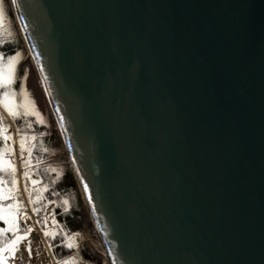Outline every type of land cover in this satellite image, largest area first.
<instances>
[{
	"label": "water",
	"instance_id": "1",
	"mask_svg": "<svg viewBox=\"0 0 264 264\" xmlns=\"http://www.w3.org/2000/svg\"><path fill=\"white\" fill-rule=\"evenodd\" d=\"M14 6L109 264H264V0Z\"/></svg>",
	"mask_w": 264,
	"mask_h": 264
},
{
	"label": "trees",
	"instance_id": "2",
	"mask_svg": "<svg viewBox=\"0 0 264 264\" xmlns=\"http://www.w3.org/2000/svg\"><path fill=\"white\" fill-rule=\"evenodd\" d=\"M21 49H24L23 41L16 31L13 34L4 27L0 28V52L4 53L5 60L7 56L16 55ZM12 119L20 132L25 128L27 132H37L40 134V138L37 141V148L34 150L32 157H30L29 161L23 160L24 165L25 163H33L30 167V172L35 174L38 178V183L35 185L31 183L29 178L25 179V186L28 189L26 197L29 199V192H31L34 200L38 196L41 197L40 200L36 201L35 205L32 204L33 207L41 208V211L38 212L39 221H43L44 219L45 206L48 204V201H56L57 203L53 208L54 219L57 223L51 226L48 224L45 226L44 223H40L42 231L45 230L46 227L47 230H55L57 233L55 237H45L53 254L58 259H64L74 255L79 259L86 260L89 264H102L101 259L93 253L94 251L85 241L78 243L74 239V247L72 249H67L63 246L62 241L64 238L66 236H72L74 233L81 237L91 235L98 240H100V237L91 219V214L82 199V194L76 182L75 175L72 173L66 159L54 157L60 150V139L57 131L53 128L48 129V127H39L34 116H19L12 117ZM29 123H31L32 126H36V129L31 131L28 127ZM1 145L2 137H0V147ZM53 169H55V171H53ZM12 178L13 173L11 170L5 168L0 171V179L5 182V188L11 187ZM45 186H47L46 191H39L40 189H44ZM16 189L14 193L16 200L20 201L23 205L21 211H25L27 210V205L24 196L18 185H16ZM64 200L69 202L67 206L68 212L64 211ZM0 203H15V201H0ZM19 223L21 230L27 227L22 219L19 220ZM4 226L3 222L0 221V227ZM61 228L64 229L63 232L60 231ZM11 235L10 232L5 233L3 239L7 240L11 238Z\"/></svg>",
	"mask_w": 264,
	"mask_h": 264
},
{
	"label": "rangeland",
	"instance_id": "3",
	"mask_svg": "<svg viewBox=\"0 0 264 264\" xmlns=\"http://www.w3.org/2000/svg\"><path fill=\"white\" fill-rule=\"evenodd\" d=\"M0 7L3 9V27L9 31L10 33H15L21 37L23 41V47L24 49L19 50L20 56L18 57V60L15 65V73H14V82L12 84V91L16 93V103L19 104L22 101L27 102L30 101L31 104L35 107V110L39 112L40 117L43 119V123H39L37 120V117H35V120L39 124L40 127H48V129L53 128L57 131V134L60 139V150L55 154L54 157H62L65 158L71 171L72 168L70 166L69 157L65 150V145L63 143V139L61 136V132L59 129V125L55 116V113L52 109L50 100L48 99V96L45 92L44 84L41 80V77L37 71L36 64L34 62L33 56L30 52V49L28 48V45L25 42V37L21 28V24L19 21L18 14L16 12L15 6L12 2V0H0ZM6 62V60H5ZM30 62V64H29ZM18 80V81H17ZM21 84L23 85L24 91L27 93V96H23L20 93ZM4 89H0V92H3ZM23 109H21V112ZM6 121V122H5ZM0 127L6 128L7 132L4 133L5 135H10L12 137L11 140L5 141L2 136V145L0 147V159L2 161L10 162L12 165L16 167L15 171V179L17 180V185L19 186L20 191L22 192L24 196V200L27 205V210L23 211L27 214L28 219H23L24 222H27V227H35L40 229L41 235L46 240L45 236L43 235V231L41 228L39 221L38 213L32 212V204L28 203V198L26 197V191L25 189V178L23 176V173L25 171L29 172V179L38 181V178L35 174L30 172V167L33 165L32 162L28 164V167L26 168L23 164V160H30V157H32L34 150L37 148V141L40 138V134L37 132H27L25 128H23L22 132H20L12 119V116H9L7 112L4 110L3 106L0 105ZM30 130L36 129V126L29 127ZM45 130V129H44ZM43 130V131H44ZM21 136L25 137H34V139H26L25 141V150L23 153H21L20 150V138ZM31 147V155H29L28 148ZM77 182V180H76ZM79 186V185H78ZM80 189V187H79ZM81 192V190H80ZM82 194V193H81ZM82 199L83 194H82ZM84 201V200H83ZM57 205L56 201L54 204H47L45 209V216H48L47 224L49 226L53 225L52 220L54 218L53 215V208ZM31 221V223H30ZM96 228V227H95ZM97 231V229H96ZM23 234V233H21ZM98 236L100 237L98 231ZM79 237V240L77 238ZM75 241L80 243L82 241H85L91 249L94 251L93 253L97 255L100 259L102 264H108V260L106 259V252L104 250V244L100 238V240L96 239L95 237L91 235H85L84 237H81L79 235L75 236ZM47 242V240H46ZM49 245V243H48ZM50 247V245H49ZM51 248V247H50ZM52 251V249H51ZM53 254V252H52ZM6 255V254H5ZM54 255V254H53ZM73 257L74 262H84L85 264H89L84 259H79L77 257ZM57 260L58 259L55 257ZM68 258V257H67ZM64 258V259H67Z\"/></svg>",
	"mask_w": 264,
	"mask_h": 264
},
{
	"label": "snow or ice",
	"instance_id": "4",
	"mask_svg": "<svg viewBox=\"0 0 264 264\" xmlns=\"http://www.w3.org/2000/svg\"><path fill=\"white\" fill-rule=\"evenodd\" d=\"M13 4L16 3V0H12ZM23 19V17H21ZM3 27V9L0 7V28ZM20 56V53L17 52L16 55H9L6 58L4 53L0 52V89H4L3 92H0V105L3 106L4 110L7 112L9 116L12 117H19V116H36L39 123H43V119L40 117L39 112L35 110V107L31 104L30 101L27 102H21L19 104L16 103V93L12 91V84L14 82V73H15V65L18 60V57ZM41 72H43V69L41 68ZM47 79V77H45ZM20 93L23 96H27V93L24 91L23 85L21 84ZM21 109L23 111L21 112ZM63 118L61 117V121ZM31 123L28 124V127H31ZM7 132L6 128L0 127V136L3 137L5 141L11 140L12 137L10 135H5L4 133ZM26 139H34V137H25L21 136L20 138V150L21 153L25 150V141ZM29 155H31V147L28 148ZM25 167H28V164L25 163ZM5 168L11 170L13 173V178L11 180V187L5 188L4 184L5 182L0 179V201H15V203H0V221L3 222L5 225L4 227H0V264H7V261L9 258H15V255L18 251V248L22 241H26L29 244V247L27 249L28 257L31 259L32 257V250L30 247L31 241L28 240L29 233L33 231L31 227H25L23 230H21V226L19 223V220L21 218L28 219V216L26 213L21 211L23 205L20 201L16 200V197L14 193L16 192V185L17 180L15 179V166L12 165L10 162L2 161L0 159V171L4 170ZM55 171V169H53ZM23 176L25 179L29 178V172L25 171L23 173ZM31 183L33 185L37 184L38 181L32 180ZM26 192H28L27 187L24 189ZM47 186H45L44 189H40L39 191H46ZM85 192L88 191V186L84 185ZM41 197H36L35 200L32 198L31 192H29V200L28 203L35 205L36 201L40 200ZM89 202H91V198H89ZM49 204H54L55 201H48ZM64 204V211L68 212V204L69 202L67 200L63 201ZM46 207V206H45ZM41 211V208L33 207L32 212L38 213ZM93 211L95 209L93 208ZM48 216H45L43 221H38V223H44L45 226L47 225ZM53 224H56V220L53 218L52 220ZM21 231L23 234H21ZM61 232L64 231L63 228L60 230ZM11 233V238L4 240V234L5 233ZM43 235L45 237H55L57 235L55 230H47L45 227V230H43ZM78 235L74 233L72 236H66L64 240L62 241L63 246L67 249H72L74 247V239L75 236ZM6 254V255H5ZM56 264H74L73 257H68L67 259L57 260ZM112 264H115V261L112 262Z\"/></svg>",
	"mask_w": 264,
	"mask_h": 264
},
{
	"label": "built area",
	"instance_id": "5",
	"mask_svg": "<svg viewBox=\"0 0 264 264\" xmlns=\"http://www.w3.org/2000/svg\"><path fill=\"white\" fill-rule=\"evenodd\" d=\"M26 225L28 224L25 222ZM31 223V221H30ZM28 226V225H27ZM33 231L29 233L28 240L31 241L30 247L32 250V257L29 259L27 249L29 244L26 241H22L15 258H9L7 264H56L57 259L54 258L51 248L48 242L41 235V231L38 228L31 227ZM35 235V236H33ZM79 240V237L77 238ZM74 264H85L84 262H74Z\"/></svg>",
	"mask_w": 264,
	"mask_h": 264
},
{
	"label": "bare ground",
	"instance_id": "6",
	"mask_svg": "<svg viewBox=\"0 0 264 264\" xmlns=\"http://www.w3.org/2000/svg\"><path fill=\"white\" fill-rule=\"evenodd\" d=\"M46 92V91H45ZM49 99V98H48ZM98 231V230H97ZM99 233V232H98ZM99 235H100V233H99ZM33 236H35V235H33ZM100 238H101V236H100ZM102 240V239H101ZM104 248V250H105V252H106V256H107V251H106V249H105V246L103 247Z\"/></svg>",
	"mask_w": 264,
	"mask_h": 264
}]
</instances>
